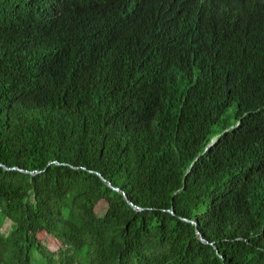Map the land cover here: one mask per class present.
<instances>
[{
	"label": "trees",
	"instance_id": "obj_1",
	"mask_svg": "<svg viewBox=\"0 0 264 264\" xmlns=\"http://www.w3.org/2000/svg\"><path fill=\"white\" fill-rule=\"evenodd\" d=\"M0 264H264V0H0Z\"/></svg>",
	"mask_w": 264,
	"mask_h": 264
},
{
	"label": "rangeland",
	"instance_id": "obj_2",
	"mask_svg": "<svg viewBox=\"0 0 264 264\" xmlns=\"http://www.w3.org/2000/svg\"><path fill=\"white\" fill-rule=\"evenodd\" d=\"M46 245L53 251H56L61 246V241L51 235H47L45 239Z\"/></svg>",
	"mask_w": 264,
	"mask_h": 264
},
{
	"label": "water",
	"instance_id": "obj_3",
	"mask_svg": "<svg viewBox=\"0 0 264 264\" xmlns=\"http://www.w3.org/2000/svg\"><path fill=\"white\" fill-rule=\"evenodd\" d=\"M13 168H15V167H13ZM100 175H101V174H100ZM101 177H102L104 180H106L105 177H104L103 175H101ZM106 181H107V183H108L110 186H112L114 189L119 190V188L116 187V186H114V185L111 183V181H109V180H106ZM132 204H133V203H132ZM134 206L136 207V205H134ZM200 237H201L202 240L205 241V239H204V237H203L202 235H201Z\"/></svg>",
	"mask_w": 264,
	"mask_h": 264
}]
</instances>
